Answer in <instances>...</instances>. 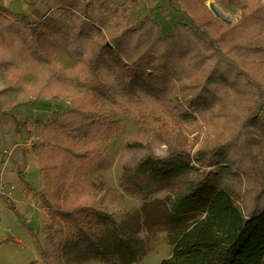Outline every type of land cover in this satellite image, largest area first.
<instances>
[{"label": "trees", "instance_id": "16d2710c", "mask_svg": "<svg viewBox=\"0 0 264 264\" xmlns=\"http://www.w3.org/2000/svg\"><path fill=\"white\" fill-rule=\"evenodd\" d=\"M204 1L183 0L176 11L185 12L187 21L177 20L164 35L150 14L128 23L126 1L68 0L58 6L62 10H49L36 21L0 5V47L13 43L78 88L68 97L70 109L46 125L67 154L70 168L62 172V183L67 178L84 185L100 153L97 145L122 132V120L102 116L104 101L159 135L171 124L197 117L204 121L210 114L226 129L224 139L199 140L193 151L168 142L165 154L147 152L143 157L141 163L151 165L148 182L138 177L137 168L126 176L146 198L153 184L172 183L177 186L169 204L174 212L203 213L177 228L171 255L154 264H264V170L259 165L264 163V2L232 0L241 16L223 23ZM175 2L168 0L171 6ZM42 35L62 42L73 62L62 66L42 46ZM0 71L10 85L28 87L16 64L1 56ZM31 94L34 100L58 96L33 89ZM47 146L37 151L40 162ZM192 164L197 165L195 177L188 175ZM72 198L67 207L55 206L40 194L45 211L57 212L73 227L69 234L51 233L52 246L40 251L41 263L85 253L107 241L105 212L91 206L87 191ZM123 231L118 221L115 233L130 260L137 261L142 251Z\"/></svg>", "mask_w": 264, "mask_h": 264}, {"label": "rangeland", "instance_id": "374dc122", "mask_svg": "<svg viewBox=\"0 0 264 264\" xmlns=\"http://www.w3.org/2000/svg\"><path fill=\"white\" fill-rule=\"evenodd\" d=\"M67 1L31 0L30 8L36 10L32 14L39 18L49 10H62L58 6ZM110 1L117 4L126 1L130 4L128 23H135L145 14L152 15L154 20L159 22L161 35L171 33L177 20L188 19L185 12L176 11V8L183 7V0H176L174 6H171L168 0ZM257 1L264 2V0ZM204 2L211 13L223 23H234L241 16V9L232 0ZM210 4L221 16L218 17L212 12L209 8ZM40 41L44 48L56 54L62 66L67 67L73 62L74 55L59 40L42 35ZM0 56L11 60L20 70L28 87H15H19L23 98L36 101L30 106L27 105L25 107L27 109L19 114L21 119L31 117L30 133L33 136H28L30 137L28 140L27 138L17 140V146L13 142L3 146L0 149V166L3 165L4 160H7L8 164L11 162V168L21 165L19 159L12 157L16 149H19L21 162L31 145L36 144L38 149L45 144L49 147L40 162L42 168L40 174L37 173L32 179L30 178L31 189L24 188L26 182L23 174H20L14 187L10 186L9 182H5L4 178H0V264H44V261L41 263L40 251L43 247L52 246L51 233L54 231L69 234L70 231L73 232V227L57 212L45 211L40 194L45 195L55 206L67 207L72 204L73 195L83 194L86 191L90 196L91 206L105 212L103 216L107 221V241L102 247H94L81 254H72L59 261H52L51 264H154L169 257L171 240L177 228L189 226L203 213L181 215L174 212L169 204L174 198L177 186L172 183L153 184L150 197L146 198L126 176L132 169L137 168L138 177L148 182L151 165L146 161L141 163L147 152L163 155L168 142L184 145L193 151L199 140L221 141L227 135L226 129H220L215 124L216 120L210 114H206L204 121L197 117L193 122L171 124L167 130L165 126L163 130L165 129L166 132L159 135L145 127L138 117L128 115L114 108L110 102L104 101L100 104L102 116L106 119L122 120L124 125L122 132L110 142L97 145L100 153L85 175L84 185L79 186L75 180H66L67 178L65 183H62V172L70 168L67 154L57 146L61 141L60 137L46 125L55 118L61 119L62 113L70 109L68 97L75 94L78 88L68 81L53 76L49 67L39 65L31 57L23 55L20 49L9 41L0 47ZM7 82L10 84L9 79ZM32 89L42 94L57 93L58 96H44V94L34 100ZM259 165L264 170L262 161ZM196 166L192 164L188 169L190 177H195ZM7 199L15 204L21 216L8 207ZM118 221L122 223L124 238L142 251L137 261L130 260L126 254L128 248L115 233ZM3 239L8 241L3 242Z\"/></svg>", "mask_w": 264, "mask_h": 264}, {"label": "crops", "instance_id": "0c3cea01", "mask_svg": "<svg viewBox=\"0 0 264 264\" xmlns=\"http://www.w3.org/2000/svg\"><path fill=\"white\" fill-rule=\"evenodd\" d=\"M31 3V0H0V5L14 12L24 13L31 21H36L38 17L32 14L36 10L34 11V8H30ZM18 88L19 87L11 86L0 72V149L7 144H12V142L17 146V140L24 138L28 140V138L30 139V137L33 136V134L30 133L31 117L21 119L19 114L24 112V109H27L25 108L27 105L30 106L32 102L36 101L28 100V98L25 100L22 92ZM32 146L33 145H31L28 152L25 153L24 159L22 157L21 162L20 155L18 154L19 149L14 151L12 157L19 159L18 161L21 165H15L14 168H11V162L8 164L7 160H4L3 165L0 166V178H4V181L9 182L10 186L14 187L19 180L20 174H23V178L26 182L24 188L31 189L30 178L32 179L37 173L40 174L42 168L37 154L38 148L35 149ZM20 171H22V173H20ZM37 195L39 196L38 193ZM13 205L16 210L15 214L21 216L22 214L18 212L14 203Z\"/></svg>", "mask_w": 264, "mask_h": 264}, {"label": "water", "instance_id": "95a60500", "mask_svg": "<svg viewBox=\"0 0 264 264\" xmlns=\"http://www.w3.org/2000/svg\"><path fill=\"white\" fill-rule=\"evenodd\" d=\"M209 8L212 10V12L216 15V16H221L220 13L217 12V10L210 4Z\"/></svg>", "mask_w": 264, "mask_h": 264}]
</instances>
